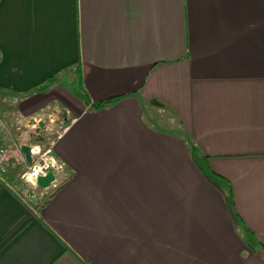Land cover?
Returning <instances> with one entry per match:
<instances>
[{"label":"crops","instance_id":"obj_1","mask_svg":"<svg viewBox=\"0 0 264 264\" xmlns=\"http://www.w3.org/2000/svg\"><path fill=\"white\" fill-rule=\"evenodd\" d=\"M0 99L66 125L50 196L0 184V264H264V0H0Z\"/></svg>","mask_w":264,"mask_h":264},{"label":"built area","instance_id":"obj_2","mask_svg":"<svg viewBox=\"0 0 264 264\" xmlns=\"http://www.w3.org/2000/svg\"><path fill=\"white\" fill-rule=\"evenodd\" d=\"M32 119L33 123L28 124V120ZM42 122V127L35 132L37 123ZM17 131L28 129L30 131L29 142V155L31 162L27 164L26 170L21 175V179L28 182L31 186H34L29 182L31 177L37 175H43L48 169L54 174V180L50 183L51 187H54L57 183L58 175H60L64 169L63 164L57 161L53 154V147L56 140L61 136L64 131V125H62L61 118L56 114H49L45 117L31 116L13 125ZM38 137L40 139L38 140ZM14 142L12 147L0 146V168L6 167L8 159L11 157V152H18L17 143ZM16 160V158H13ZM35 187V186H34ZM42 191V190H41ZM43 193V192H42Z\"/></svg>","mask_w":264,"mask_h":264},{"label":"rangeland","instance_id":"obj_3","mask_svg":"<svg viewBox=\"0 0 264 264\" xmlns=\"http://www.w3.org/2000/svg\"><path fill=\"white\" fill-rule=\"evenodd\" d=\"M4 100L0 99V144L2 143H6L5 140H7L9 143V146H6L7 148L12 147V144L14 142H18L21 141V138H19L18 134L19 133L17 131V129L11 125V126H6L2 120L6 119V114L5 112H3V102ZM5 102V101H4ZM144 107H146L144 105ZM153 108L157 109V105L152 106ZM6 111V109H5ZM147 111V109H146ZM156 112H158V110H155L153 113V117L152 120L154 121V116L156 114ZM45 117V116H43ZM165 118V115H164ZM21 121V120H20ZM66 125H64L65 127ZM159 128H166L167 130H172L173 127L170 124H164V123H160L159 124ZM23 131H21L22 133ZM27 137V133H22ZM29 139V138H28ZM27 139V140H28ZM152 156H153V160L155 162L158 163V168L160 171L159 175H163V176H182L183 175V167L179 164L178 160H175L177 158H175L173 155H171V153L167 152V151H163V150H159V152L157 153V155L155 154V152H152ZM13 158H16L13 159ZM25 162L22 161L21 156L19 153L17 152H11V157L8 159V162L5 164L6 167L4 168L5 170L8 169L9 173H12L13 170H17L19 172V174H16L17 177H19L20 182H24L27 183L30 187L31 185L28 182H25L24 179H21V175L23 174L24 170H26V167L28 166L27 164H24ZM60 186V182H57L56 185L53 187L54 190L51 191V186H49L48 188H46L45 190H42L40 193L41 195H45L46 191L49 190L48 193H53L58 187ZM36 188V187H35ZM50 188V189H49ZM43 192V193H42ZM197 206H200L199 204H197Z\"/></svg>","mask_w":264,"mask_h":264},{"label":"trees","instance_id":"obj_4","mask_svg":"<svg viewBox=\"0 0 264 264\" xmlns=\"http://www.w3.org/2000/svg\"><path fill=\"white\" fill-rule=\"evenodd\" d=\"M71 86H72V90L80 98H82L86 102H89L87 95L85 94V92L83 91V89L81 87V81H80V77H79L78 68L76 69V77L72 81ZM107 102H108V100L92 103V106L93 107H99V106L107 104ZM188 150H189V155H190L191 160L195 164L199 165V168L201 169L202 167L200 166V162H199L200 158H201V155L199 154V152L196 149V147L193 146V144L188 143ZM16 174H19V172L17 170H13L12 173H9L8 169L5 170L4 168L3 169L0 168V184L2 186H4L6 189H8L9 191H11L12 193H14L15 195H18V194L22 195V190L24 189V186H27L29 188V185L27 183H24V182L21 183L20 180H19V177H17ZM61 174L58 175V179L61 176ZM204 174H205L207 180L212 185H214L222 193V195L225 196V198H227L228 197V190L226 189V187H224V186H226V184L223 181L224 179H222V177H220V176H218L216 174H212L210 172H208V173L206 172ZM222 183H223L224 186L222 185ZM50 188H51V191L54 190L53 187H50ZM36 189H34V190H36ZM48 192H49V190L46 191L45 196L48 195ZM48 196H50V194ZM45 200L33 205V207L28 206L26 204L25 205L29 209V211L32 214L35 215L39 211L41 206L45 203ZM244 237H245L244 239L247 242V244H250V242L252 240L251 235H246Z\"/></svg>","mask_w":264,"mask_h":264},{"label":"water","instance_id":"obj_5","mask_svg":"<svg viewBox=\"0 0 264 264\" xmlns=\"http://www.w3.org/2000/svg\"><path fill=\"white\" fill-rule=\"evenodd\" d=\"M32 119L28 120V124H32ZM42 127V122L37 123V128H35V132H37ZM40 137H38V140ZM18 149L20 153L22 154L23 160L26 164H30L31 159L29 155V142L28 140H23L19 143ZM54 180V174L50 169H48L43 175H37L35 177H31L29 179V182L32 183L37 189L45 190L50 186V183ZM28 198L31 201H36V197L33 195L31 191H28L27 193Z\"/></svg>","mask_w":264,"mask_h":264}]
</instances>
